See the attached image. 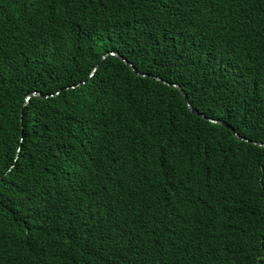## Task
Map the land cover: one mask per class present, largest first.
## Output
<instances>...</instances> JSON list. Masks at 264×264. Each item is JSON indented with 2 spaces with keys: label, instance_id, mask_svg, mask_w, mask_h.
Here are the masks:
<instances>
[{
  "label": "trees",
  "instance_id": "16d2710c",
  "mask_svg": "<svg viewBox=\"0 0 264 264\" xmlns=\"http://www.w3.org/2000/svg\"><path fill=\"white\" fill-rule=\"evenodd\" d=\"M232 130L264 143V0H0V264H264Z\"/></svg>",
  "mask_w": 264,
  "mask_h": 264
},
{
  "label": "clouds",
  "instance_id": "9594fccd",
  "mask_svg": "<svg viewBox=\"0 0 264 264\" xmlns=\"http://www.w3.org/2000/svg\"><path fill=\"white\" fill-rule=\"evenodd\" d=\"M149 36L150 37H154V38H162V37H165V42L166 43H168V45L169 46H175V45H177V44H180V45H182L183 44V41L182 40H180V39H178V38H171L170 37V33L169 32H159V31H156L155 29H153V30H150V33H149ZM112 55H117V54H115V53H112ZM117 56H119V55H117ZM105 57L106 56H104L102 59L104 60L105 59ZM124 62H126L134 71H135V68L132 66V64H130L126 59H123V58H121ZM100 64V63H99ZM101 65V64H100ZM100 67V66H99ZM98 67V68H99ZM97 71V70H96ZM139 76H141V77H148V76H150L149 74H141V73H138V72H136ZM94 75V74H93ZM156 79L158 80V81H161V82H163V80L162 79H160V78H158V77H156ZM169 87L171 86V87H173V88H175V89H177L180 93H181V95H182V97L184 98V100H185V102L187 103V106H188V103L189 104H191L190 102H189V99H188V97H187V95H186V93L183 91V89L181 88V87H179L178 85H169V84H167ZM183 93L185 94V96H186V98H187V100L185 99V97L183 96ZM191 106H192V104H191ZM188 108H189V106H188ZM192 108H193V106H192ZM190 109V108H189ZM194 109V108H193ZM191 111V110H190ZM194 111L195 112H197V113H194L193 111H191L192 113H194V114H196V115H198V116H200V117H202V118H204L206 121H208V122H210L209 120H213V119H210V118H207V117H205L204 116V114H202V113H199L197 110H195L194 109ZM214 121V120H213ZM215 121H217V120H215ZM219 121V120H218ZM222 122V121H221ZM210 123H212V122H210ZM224 123V122H223ZM212 124H214V123H212ZM216 125H219V124H216ZM221 126V125H220ZM223 127H225V126H223ZM236 136V135H235ZM243 138V137H242ZM249 140V139H248ZM247 142V141H246ZM253 143H254V141H252ZM258 143H260V142H258ZM262 147V146H261ZM221 250H223V248L222 247H220V243H213V244H211V245H209L208 246V248H207V250L204 252V254H203V260H202V262H203V264H205L206 263V260H207V257H208V255H210L213 251H221Z\"/></svg>",
  "mask_w": 264,
  "mask_h": 264
},
{
  "label": "water",
  "instance_id": "95a60500",
  "mask_svg": "<svg viewBox=\"0 0 264 264\" xmlns=\"http://www.w3.org/2000/svg\"><path fill=\"white\" fill-rule=\"evenodd\" d=\"M101 64V63H100ZM100 64L93 70V72H92V74L90 75V77H92L93 76V74L96 72V70L98 69V67L100 66ZM37 94H33L32 96H36ZM37 96H39V95H37ZM56 96H58V94H56L54 97H56ZM183 96L185 97V99L187 100V98H186V96H185V94L183 93ZM29 100H30V97L27 99V102H29ZM188 106H189V108H190V110L191 111H193L194 113H197V112H195L194 111V109L192 108V106H191V104H189L188 103ZM210 122H212V123H214V124H219V125H221V126H225L226 128H231V126L229 125V124H227V123H223V122H221V121H213V120H209ZM233 132H234V134L236 135V137L237 138H239V139H242L243 141H247V142H252L251 140H248V139H245V138H242L241 136H239L234 130H232ZM256 145H258V146H262V147H264V143H258V142H254Z\"/></svg>",
  "mask_w": 264,
  "mask_h": 264
}]
</instances>
